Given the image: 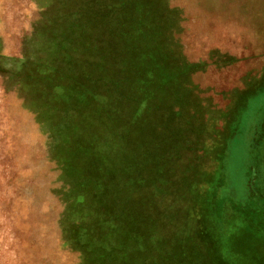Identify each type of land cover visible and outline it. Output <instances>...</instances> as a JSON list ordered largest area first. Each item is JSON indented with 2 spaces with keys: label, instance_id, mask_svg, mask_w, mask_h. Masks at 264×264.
Wrapping results in <instances>:
<instances>
[{
  "label": "rangeland",
  "instance_id": "1",
  "mask_svg": "<svg viewBox=\"0 0 264 264\" xmlns=\"http://www.w3.org/2000/svg\"><path fill=\"white\" fill-rule=\"evenodd\" d=\"M263 39L264 0H0V264L262 259L264 125L226 137Z\"/></svg>",
  "mask_w": 264,
  "mask_h": 264
},
{
  "label": "crops",
  "instance_id": "2",
  "mask_svg": "<svg viewBox=\"0 0 264 264\" xmlns=\"http://www.w3.org/2000/svg\"><path fill=\"white\" fill-rule=\"evenodd\" d=\"M264 42V39H263ZM241 57L239 54L234 53L232 54L231 59L222 61L220 63L214 64L215 69L219 68L222 69L223 67H233L231 66L234 62L239 61ZM14 60V57L8 58V53L0 54V78L3 77L4 84L3 87L5 88V92H8V61ZM16 60V58H15ZM250 71H248L247 82L244 88L242 87L240 90L242 96H245V99L242 102H236V105L233 106L234 108V121L231 123V116H230V125L231 127H237L234 132L230 131L228 136L226 137L228 140L236 141V133L243 132L239 130V126L243 124V118L245 113L251 114V121H249V138L248 140H255V135L257 134L259 126L264 125V52L263 53H255L252 57H250ZM259 62V63H258ZM12 63V62H11ZM11 65V64H10ZM211 66L209 70H211ZM208 106L205 105V125L207 124L208 115H210V110L208 111ZM232 115V114H231ZM239 118V119H238ZM233 130V128H232ZM228 133V132H227ZM261 139V138H259Z\"/></svg>",
  "mask_w": 264,
  "mask_h": 264
},
{
  "label": "trees",
  "instance_id": "3",
  "mask_svg": "<svg viewBox=\"0 0 264 264\" xmlns=\"http://www.w3.org/2000/svg\"><path fill=\"white\" fill-rule=\"evenodd\" d=\"M120 18L119 19H124L123 21H121V22H123V23H127L126 24V26L125 27H123L124 29V31L123 32H125V35H124V33H123V36L122 35H120V36H122V38L124 39L123 41V43H125L126 44V49L128 48L129 49V52H131V55L133 56V53H134V51H135V42H134V34H133V28H132V26H133V24L135 23V19H134V15H128V13H124V16H119ZM120 21V20H119ZM136 22L138 23V20H136ZM122 27V26H121ZM134 27V26H133ZM119 43V41H116L114 44H115V46H116V49H118V48H120V46L119 45H117ZM138 45V44H137ZM118 54H119V52L116 54V52H115V54H114V58H118ZM103 61V58L101 59V62ZM153 63V61L150 59V65ZM101 65H103L102 63H101ZM129 69H131L132 70V74H133V60L130 62V64H129ZM130 74V73H129ZM71 83V82H70ZM77 88V82L76 81H74V85H73V87H72V90H74V89H76ZM116 121L114 120V118L112 119V123H110V125L112 126V128L114 129V128H116ZM101 127H102V125H101ZM100 127V128H101ZM102 129V128H101ZM108 162H109V160H106V165H108ZM114 169V168H113ZM102 181V180H101ZM141 188V187H140ZM149 188H150V186H149ZM143 189L146 191V197L148 198V186L146 187V186H144L143 187ZM143 189H141V194H142V191H143ZM143 195V194H142ZM128 217H131L130 219V221L129 222H125L124 221V223H123V227H126L128 230H129V233H126L125 231L123 232V234L121 235L122 237H121V248H120V252H118V254H123V258L125 257V259H127L129 256H127V252H126V250H127V248H129V247H131V245L133 244V242L134 241H139L140 242V245L142 246V248L145 246V233L143 232V227H138V224H139V217H140V215L138 216V214L133 210V211H131L130 212V216H129V214H128ZM115 232H117V230L115 231ZM236 232H238V230H236L235 231V233ZM112 234V233H111ZM230 236H233V233H231L230 234ZM110 239H111V237H109ZM135 238H137V239H135ZM127 240V241H126ZM104 241H106V240H104ZM244 241V240H243ZM101 242H103V241H101ZM128 242L130 243V244H128ZM97 243H99L98 241H97ZM123 244L125 245V246H123ZM249 244L250 243H245V244H241V246H244L245 245V249H249ZM126 245H129L128 247L126 246ZM264 252V249H262L261 251L260 250H257V252ZM252 258V257H251ZM138 262L139 263H142V261L140 262V260L138 259ZM247 264H264V256L262 257V259L261 258H257L256 257V259L255 260H253L251 263L250 262H246Z\"/></svg>",
  "mask_w": 264,
  "mask_h": 264
}]
</instances>
